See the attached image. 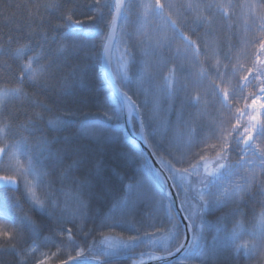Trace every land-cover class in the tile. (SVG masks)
<instances>
[{
    "label": "snow or ice",
    "instance_id": "obj_1",
    "mask_svg": "<svg viewBox=\"0 0 264 264\" xmlns=\"http://www.w3.org/2000/svg\"><path fill=\"white\" fill-rule=\"evenodd\" d=\"M33 19L47 29L0 47V82L17 85L0 89V171L10 173L0 175V256L45 264L41 248L51 246L58 259L66 254L61 264H117L121 256L137 264L145 240L161 253H148L158 264H241L264 255V0H46ZM121 21L135 29L121 27L115 74ZM241 39L254 58L238 75L236 57L232 83L221 57L231 62ZM61 110L81 117L76 133L63 134L70 121ZM109 149L128 170L106 164ZM249 202L262 209H253L251 230Z\"/></svg>",
    "mask_w": 264,
    "mask_h": 264
},
{
    "label": "trees",
    "instance_id": "obj_2",
    "mask_svg": "<svg viewBox=\"0 0 264 264\" xmlns=\"http://www.w3.org/2000/svg\"><path fill=\"white\" fill-rule=\"evenodd\" d=\"M46 0H0V47H7L9 44V40L13 41L12 47L15 48L17 46L16 40L17 38H20L19 42L25 43L26 42V34L31 31L34 33L43 31L47 29V26L45 25L44 28H41L39 26V20L38 19H33V14H35L36 9L38 6L44 4ZM178 3H184L185 0H177ZM233 3L240 5L244 3V0H233ZM243 12L244 9L238 8L237 9V16L239 18V23H238V33H242L243 30V24H242V19H243ZM40 14L47 18V14L44 13L43 8H40ZM29 24H31V28H29ZM121 27H126L127 31L132 32L135 29V25L133 23H128L127 25L124 24L123 21L120 22V27H118V32L116 36V49L120 50L121 56L123 54V48L124 45L121 43ZM39 37L37 36V39ZM221 43H219L218 48L227 51L226 46L222 42L224 40V37L220 38ZM233 43H236V41H233ZM233 59L231 62L228 60H225L221 57V66L220 70L222 72H226L227 77L232 81V83H236V76L233 75V68L232 64L236 63V57H239V63L243 65V69L237 68L236 72L238 75H245L247 74L246 70L248 67L251 66V59L253 57V52L249 48H245L242 43L238 44L237 48L233 50V52L230 54ZM214 62V61H213ZM9 63H11L9 61ZM4 79V73L3 70L0 69V80ZM17 85L14 83H2L0 82V89L6 88V87H16ZM144 88H148L149 85L148 83H145L143 85ZM133 88H135V85H133ZM25 91L28 92L30 95L33 96L34 99H39L41 101H44L45 103H50V100L45 97L44 95H41L37 92V90L25 87ZM254 89L249 86L248 89H246V94L253 92ZM80 95L87 97V102L91 104L94 102L93 95L90 91H85L81 93ZM144 99L143 96L140 97V100L142 101ZM205 101L208 102L209 104L214 103L212 97H205ZM19 101H15L12 104L9 105V110L11 111H16L17 110V105L19 104ZM67 106L69 107H74L75 105L71 103V101L67 102ZM244 106V101H239L234 104V109L235 108H242ZM210 112L213 111L212 107H209L208 109ZM35 111H39V109H35ZM85 112H88V108L84 109ZM60 116H65L66 119L70 121V126L68 128V131L63 133L64 135H70L74 134L78 131L79 128V123L78 121L81 119V117L76 116V117H71V116H66V114L61 110L60 113H58ZM127 143L131 144L132 140L129 139L126 141ZM137 147L138 144H137ZM105 161L106 164L110 167L113 168H120L123 171L128 170L127 167L124 165L123 161L119 159L115 155V151L112 149H109L106 154H105ZM10 173L0 171V175H9ZM19 179V178H18ZM23 188V185L21 184V189ZM19 196L20 194L17 193ZM65 199H67L69 207L70 208H75L76 203L74 200V191L71 189H66L65 192ZM260 199V198H258ZM20 202L22 204V207L24 208L25 211H28V204L24 202L23 197H20ZM101 204L107 203V201L102 200L100 201ZM253 209L255 210L256 213H259L262 209L260 204L258 203H252L249 202L247 206V211L249 213L248 215V223H246V227L249 228V230L252 229L253 223L252 221V213ZM105 212L111 215L113 212H116L118 214L117 209H112L111 206L105 207ZM228 209H224L221 212H217L215 216H210L209 219L214 221L216 216H221L224 214V212H227ZM161 218L163 216V213L161 212ZM70 226V225H69ZM229 228L232 227V223L229 222L227 224ZM129 233H126L125 235H128ZM47 235V234H45ZM110 238L116 237L117 233H109L108 234ZM163 233H158L156 238H159ZM210 239V237H209ZM0 246H5L3 245L2 242H0ZM71 249L66 248L65 253L67 251H70ZM57 251L56 247H42L41 248V253H47L48 258H47V264H59L61 263V259H66L67 256L62 255L59 259L57 256H53L52 253H55ZM138 251H143L145 255L143 257L148 256V253H152L155 255H160L161 253L156 251L153 245H151L147 240H145V243L141 246V248ZM37 255H40L39 253ZM74 255V252H73ZM140 257L137 256V260ZM15 260V255L12 253H5L3 256H0V264H12V262ZM28 264H33L32 259L28 260ZM117 264H131L130 261L127 260L125 256H121L117 260ZM175 264V263H174ZM241 264H264V255L257 256L251 260L247 259H242Z\"/></svg>",
    "mask_w": 264,
    "mask_h": 264
},
{
    "label": "rangeland",
    "instance_id": "obj_3",
    "mask_svg": "<svg viewBox=\"0 0 264 264\" xmlns=\"http://www.w3.org/2000/svg\"><path fill=\"white\" fill-rule=\"evenodd\" d=\"M121 52L115 48L114 54L112 56L111 71L112 73L119 74L122 71V63L120 61ZM144 259V258H140ZM139 259V260H140ZM45 264H47V259Z\"/></svg>",
    "mask_w": 264,
    "mask_h": 264
},
{
    "label": "water",
    "instance_id": "obj_4",
    "mask_svg": "<svg viewBox=\"0 0 264 264\" xmlns=\"http://www.w3.org/2000/svg\"><path fill=\"white\" fill-rule=\"evenodd\" d=\"M119 24H120V22H119ZM117 31H118V27L116 28V30H115V39H116V36H117ZM112 53H113V51H112ZM111 56H112V54H111ZM103 78V77H102ZM139 145V144H138ZM138 264H140V263H138ZM143 264H158V262L157 261H153V260H149V259H147V260H145V261H143Z\"/></svg>",
    "mask_w": 264,
    "mask_h": 264
},
{
    "label": "bare ground",
    "instance_id": "obj_5",
    "mask_svg": "<svg viewBox=\"0 0 264 264\" xmlns=\"http://www.w3.org/2000/svg\"><path fill=\"white\" fill-rule=\"evenodd\" d=\"M59 264H61V263H59Z\"/></svg>",
    "mask_w": 264,
    "mask_h": 264
}]
</instances>
